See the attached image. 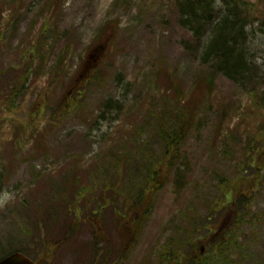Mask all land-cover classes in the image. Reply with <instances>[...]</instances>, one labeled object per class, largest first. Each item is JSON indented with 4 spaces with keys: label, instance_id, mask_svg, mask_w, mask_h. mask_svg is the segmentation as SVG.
I'll return each instance as SVG.
<instances>
[{
    "label": "rangeland",
    "instance_id": "374dc122",
    "mask_svg": "<svg viewBox=\"0 0 264 264\" xmlns=\"http://www.w3.org/2000/svg\"><path fill=\"white\" fill-rule=\"evenodd\" d=\"M212 1L209 18L195 33L185 26V15L173 0H0V68L6 70L8 63H15L26 78L19 98L10 97L5 81L0 84V257L11 252L9 248L22 247L31 257L38 252L39 264L91 260L87 258L93 241L90 224L80 223L77 235L55 245L50 236H56L66 221L61 217L52 230L41 218L37 221L43 214L41 208L46 205L52 213L50 206L62 202L51 199L48 193L58 187L50 186L62 188L71 168L83 185L86 173L124 141L125 130L152 105L167 110L178 98L192 106L194 115L179 152L185 165L183 175L174 170L165 173L168 180L156 192L139 242L125 264H142L146 256L152 257L153 264L160 259L176 261L175 251L189 257L198 238L205 244L200 264H264V149L254 150L257 139L264 144V0H234L245 11L243 49L251 63L245 86L202 61L214 27L227 8L225 0ZM89 53V61L96 64L100 55L106 58L111 73H102L105 81L101 85L92 82L88 90L84 88L87 98L82 112L60 120L52 109ZM59 61L62 72L53 86L48 80ZM31 66L32 77L27 71ZM13 72L0 73L2 81V75L13 77ZM41 96L48 108L42 123L45 136L37 143L42 133L31 131L40 119L29 111H34ZM106 100L117 104L104 110L101 105ZM225 142L230 148L227 152ZM246 142L251 149L244 150ZM241 160H245V182L239 191L245 192L247 200L245 212L240 209L237 217V198L228 192V205L227 201L220 203L223 199L219 197L229 181L231 185L238 182L235 176ZM100 193L110 197L108 189L97 188L93 203L105 199ZM80 208L82 216L89 211ZM112 210V206L105 207L103 230L111 231L115 257L119 239ZM225 214L232 215L230 220L209 241L204 226ZM19 222L28 233L17 228ZM191 225L195 229L190 233ZM41 228L48 230V238ZM172 235L176 238L171 245ZM45 257L50 259L45 262Z\"/></svg>",
    "mask_w": 264,
    "mask_h": 264
},
{
    "label": "trees",
    "instance_id": "16d2710c",
    "mask_svg": "<svg viewBox=\"0 0 264 264\" xmlns=\"http://www.w3.org/2000/svg\"><path fill=\"white\" fill-rule=\"evenodd\" d=\"M173 1L175 5L179 7L181 14L185 15V26L193 30L195 33H199L203 29L202 26L205 25L206 20L209 18V14L214 5L213 1ZM233 1L234 0H225L227 8L217 25L214 27L212 36L202 53V61L203 63L210 65L214 72H220L232 81L239 83L241 86H245V80H248V74L251 71V63L246 60L243 49L246 26L245 11H243L240 4ZM41 32L42 29H40L39 33ZM107 43L108 41L106 44ZM106 44L103 49V53L105 52V54ZM35 48L36 47H34V49ZM39 49L37 50L38 53H40ZM90 57L89 53L84 59H82L79 71L70 81V84H68L60 101L52 109V113L56 112L54 115L59 116L58 119L60 120L65 115H70L73 112H82L83 109H85L84 105L87 98V91L84 90V88H87L88 90V86H90V83L92 82L101 85L105 81V76L108 72L111 73L112 65L106 63V58L104 59L103 56L100 55L97 58L96 64L89 61ZM60 62L61 61H59L53 68L48 80L49 83H53V86L57 83L62 72ZM90 63L93 64L89 65ZM41 67L42 64L38 69H41ZM2 68H0L1 74L3 72L7 73L13 70L15 71L13 72V77L11 76L8 78V74H5V76L2 75L5 78L3 81L0 76V84L3 86V82L5 81L8 84L7 89L10 93V97L19 98L23 95L22 90L26 83V78H23L25 74L23 75L21 66H19L18 69H15V63H8L6 70ZM87 68L90 69L87 70ZM32 70L33 66L27 70L30 72L31 77ZM102 73H104L105 76ZM200 85L201 84H199L198 87ZM116 104L117 103L106 100L101 106L104 110H107L109 108H114ZM33 108L34 111H29V113L31 116H36L35 119L40 120L31 132L36 131V133H42L39 139H37V143H40L45 136L42 129L46 125H43L42 123L45 121L43 117L44 112L48 108L46 99L41 96L39 103L37 102ZM167 110L163 109V107L159 108V105L157 104L152 105L131 129L125 130L123 136L124 141L117 143L116 147L110 150L103 159L96 162L95 168L92 172L86 173L85 176L87 179H85L83 185L79 183L76 171L71 168V172L66 182L62 181L64 184L62 188L59 184L50 186V188H58L56 191L52 190L48 195L51 199H61L62 202L50 206L52 207V213L46 209V205L44 208H41L39 212L42 211L43 214L38 217L37 221L41 218L44 223H47L46 225L50 227L51 230L61 217L63 221H66V226H64L65 230H63V227L56 236H50V239L55 245L62 243L64 239L66 241L67 238L77 235L78 230H80V223H86L90 224L92 234H94L92 246H97L98 238L100 236L98 233L103 230L101 214L99 213V210L93 209L89 211L87 210L84 213V216H82L81 210L83 209L80 208V206L82 208H90L93 207L94 204H96L98 208V206L101 205V203H93L94 201H92V199H94V191L97 188H100L101 190L104 188L109 190V199L111 201L108 202V204L121 206V208L115 212L118 223H121V229L125 230L131 228L130 224L134 223L137 225L136 231L138 234L140 233L141 221L144 222L150 214L156 192L163 187L168 180L165 177V173L167 174L168 171L171 172L174 170L175 174L182 176L183 172L181 170H183L185 166L183 161L180 160L181 155H179V152L186 136L188 135L190 122L194 116L192 106L189 103H183L176 98L169 103ZM174 120H178V123L172 124ZM18 136L19 135H17V137ZM260 137H262V135H260ZM249 144V142L248 144L247 142L245 143L244 150L251 149ZM256 145L257 148L254 150L264 149V144L259 139H257ZM223 150L225 152L230 150L227 146V142H225ZM244 166L245 160H241L237 165L240 172H238L235 177L238 179L239 183L245 182ZM80 180L82 182V179ZM234 180L235 179H233L232 182H234ZM69 186H71L70 189H68ZM229 189H232V191H230L232 197L241 199V202L239 203L240 208L234 206L235 216L239 217L240 209L245 212V192L243 193L244 195H242V192L239 191L236 186H230ZM246 193L247 195L249 194V192ZM100 196H103V193H100ZM103 198L107 197L103 196ZM81 200H83V202H80ZM116 200L118 202H116ZM39 203L40 202H37V205L41 207V203ZM29 206L31 205L29 204ZM76 211L78 213H76ZM34 213L38 214V211H34ZM63 213H66L67 215H70L71 213L72 218L60 216ZM51 214L53 217H51ZM125 224L128 225L125 226ZM17 228L21 229V232L24 230L28 233V228L26 225H23L22 222H19ZM47 232L48 230L41 228V234L48 238V235L46 234ZM187 237L189 238L190 236ZM175 238L176 235L171 236V245L174 244ZM9 249L11 251L20 249L19 251L29 255L28 251L22 247ZM96 250H99L98 247L95 249V252ZM176 253L177 251L174 252L176 261H172L173 264L174 262L175 264H180L179 262L191 263L194 261V258L188 260L179 259V256ZM88 255L90 257L89 253L87 256ZM38 256L40 255L37 252V255L33 258L36 259ZM95 257L92 260L87 259L85 264L99 262V257ZM49 259L50 258L45 257V262ZM160 262H162L161 259Z\"/></svg>",
    "mask_w": 264,
    "mask_h": 264
},
{
    "label": "flooded vegetation",
    "instance_id": "af4514ba",
    "mask_svg": "<svg viewBox=\"0 0 264 264\" xmlns=\"http://www.w3.org/2000/svg\"><path fill=\"white\" fill-rule=\"evenodd\" d=\"M136 201V200H135ZM134 202V201H133ZM232 215L230 214H225L224 217L221 218V220H219L216 223H212V224H208L205 225L204 228L207 229L208 232V236H210L209 240L211 241L215 235L212 236V233L214 231H216L218 228L222 229L225 224H227V222L230 220ZM210 217V216H209ZM121 223L117 222V226L120 227ZM128 224H125V226H127ZM144 225V222L141 221V228ZM131 228H127L123 231H115V233L118 234V245H119V250L116 251V255L115 257H112V245H110V234L111 231L110 230H101L99 231V245H100V257H99V262L97 264H125L126 263V259L129 257V255L131 254V252L134 250V248L137 246L138 242H139V234L136 231V226L134 223L130 224ZM202 238H198L197 241L194 242L195 245H198V253L193 254L194 255V260L196 261V264L200 263V258L201 256H198L199 253H202L204 248H205V244L201 243ZM192 250H190L189 252H191ZM150 252V250H149ZM148 252V253H149ZM183 258H186L185 255H183ZM142 264H153V259L151 256H146L144 261L142 262ZM158 264H170L169 262H160ZM182 264V263H180Z\"/></svg>",
    "mask_w": 264,
    "mask_h": 264
},
{
    "label": "water",
    "instance_id": "95a60500",
    "mask_svg": "<svg viewBox=\"0 0 264 264\" xmlns=\"http://www.w3.org/2000/svg\"><path fill=\"white\" fill-rule=\"evenodd\" d=\"M0 264H35L20 252H13L0 259Z\"/></svg>",
    "mask_w": 264,
    "mask_h": 264
}]
</instances>
